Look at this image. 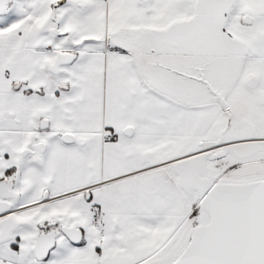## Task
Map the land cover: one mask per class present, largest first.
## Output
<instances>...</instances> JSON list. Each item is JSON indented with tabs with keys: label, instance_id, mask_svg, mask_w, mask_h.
<instances>
[{
	"label": "snow or ice",
	"instance_id": "snow-or-ice-1",
	"mask_svg": "<svg viewBox=\"0 0 264 264\" xmlns=\"http://www.w3.org/2000/svg\"><path fill=\"white\" fill-rule=\"evenodd\" d=\"M0 264H264V0H0Z\"/></svg>",
	"mask_w": 264,
	"mask_h": 264
}]
</instances>
